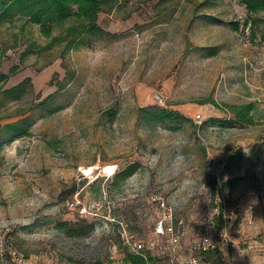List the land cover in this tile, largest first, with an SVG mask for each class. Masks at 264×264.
Segmentation results:
<instances>
[{
	"label": "rangeland",
	"instance_id": "1",
	"mask_svg": "<svg viewBox=\"0 0 264 264\" xmlns=\"http://www.w3.org/2000/svg\"><path fill=\"white\" fill-rule=\"evenodd\" d=\"M247 18L239 0H102L104 30L45 36L3 17L0 264H131L163 204L179 258L209 235L198 264H264V25Z\"/></svg>",
	"mask_w": 264,
	"mask_h": 264
},
{
	"label": "trees",
	"instance_id": "2",
	"mask_svg": "<svg viewBox=\"0 0 264 264\" xmlns=\"http://www.w3.org/2000/svg\"><path fill=\"white\" fill-rule=\"evenodd\" d=\"M247 10L250 18L244 20V24L251 23L264 25V0H239ZM102 0H0V22L3 17L9 16L11 11L16 8L20 14L28 17L31 22L40 26L41 32L45 36H52L54 24H60L67 19L73 20L65 29L68 36H77L83 33H94L104 30L98 25L97 17L100 11ZM262 12L260 17L256 13ZM231 25L237 30L239 22L232 21ZM55 36H53V39ZM251 104H244L234 110L236 117L247 122L250 120ZM159 119L188 118L178 110L160 109ZM135 166L129 165L121 170L118 176L127 177L134 171ZM81 215V214H79ZM127 260L131 264H154L155 256L147 252L143 257L139 254L130 253Z\"/></svg>",
	"mask_w": 264,
	"mask_h": 264
},
{
	"label": "built area",
	"instance_id": "3",
	"mask_svg": "<svg viewBox=\"0 0 264 264\" xmlns=\"http://www.w3.org/2000/svg\"><path fill=\"white\" fill-rule=\"evenodd\" d=\"M155 98L158 102H163V97L159 93L155 94ZM67 203L71 208L77 209L79 206L77 200H70ZM84 211V208L79 209L80 214H83ZM173 217L171 208L163 204V210L154 226V239H150L148 242L142 239L135 240L133 242L135 253L146 257L147 252H150L151 255L153 254L159 258L165 257L160 264H198L199 255L196 251L197 249L198 251L211 249L210 247L213 245L211 236H203L199 245L189 248L190 252L185 258H179L181 234L175 225ZM9 229L8 227L7 230ZM9 254L12 264H45L40 257L35 255L28 257L17 250H9Z\"/></svg>",
	"mask_w": 264,
	"mask_h": 264
},
{
	"label": "bare ground",
	"instance_id": "4",
	"mask_svg": "<svg viewBox=\"0 0 264 264\" xmlns=\"http://www.w3.org/2000/svg\"><path fill=\"white\" fill-rule=\"evenodd\" d=\"M112 167H113V165L112 166L111 165L107 166L106 168H104V166H102L101 171L108 172V171L111 170ZM89 168H90V172L92 173L93 172V167H89ZM89 168H86V170L89 169ZM103 168H104V170H103Z\"/></svg>",
	"mask_w": 264,
	"mask_h": 264
}]
</instances>
